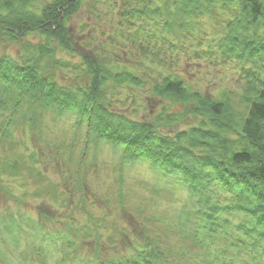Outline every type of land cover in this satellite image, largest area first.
Masks as SVG:
<instances>
[{"label":"trees","instance_id":"16d2710c","mask_svg":"<svg viewBox=\"0 0 264 264\" xmlns=\"http://www.w3.org/2000/svg\"><path fill=\"white\" fill-rule=\"evenodd\" d=\"M89 1L96 36L84 24L80 53L73 31ZM106 16L110 27L118 19L114 38L97 28ZM204 19L217 29L212 38L200 31ZM0 43L19 45L17 58L0 54V139L19 145L14 133L28 125L23 133L29 129L46 150L47 116L74 118L85 144L120 147L124 158L180 181L193 200L186 215L194 221L180 223L177 251L148 237L130 255L101 262L80 259L73 234L86 227L53 236L43 233L41 218L13 220L14 237H42L46 254L34 264H191L204 249L197 264H264V0H0ZM202 62L236 68L243 110L231 90L208 92L187 80L186 69ZM90 222L99 242L102 221ZM10 243L17 248L19 239ZM15 258L10 252L3 262L20 264Z\"/></svg>","mask_w":264,"mask_h":264},{"label":"rangeland","instance_id":"374dc122","mask_svg":"<svg viewBox=\"0 0 264 264\" xmlns=\"http://www.w3.org/2000/svg\"><path fill=\"white\" fill-rule=\"evenodd\" d=\"M102 10L103 13L106 11ZM95 13L91 1L85 3L75 25L77 30L74 27L80 53L85 50L84 44H81L88 37L87 31L82 29L84 24L91 26V37L94 39L96 36L93 31ZM108 21L109 17L106 16L104 22L98 21L100 24L97 28H102L108 35L110 33L108 37L114 38L115 34L112 33L118 19L114 20L116 22L112 27ZM200 31L212 38L217 29L209 19H204ZM29 38L35 41L33 36ZM0 54L17 58L19 45L0 43ZM128 57L125 49L124 58ZM188 61L196 64L194 60ZM238 75L234 66L221 63L211 66L202 62L200 68L186 69L187 80H192L208 92L222 94V89L234 92V101L239 108L240 97L236 94H242L243 82ZM240 110L243 108L240 107ZM54 119L55 116L50 114L46 126L42 124L41 147L49 143L46 150L40 148L29 129L23 133V128H29L28 125L20 124V131L14 133L19 145L11 139H0V238L6 241L1 244V249L6 248L1 256L2 264L7 263V260L3 262V256H10V252L22 264H34L35 260H39L37 256L40 253L46 254L45 246L40 244L42 237L37 236L34 240L29 231L14 237L13 230L7 229L13 220L23 222L27 217L41 218L44 222L38 223L43 233L50 232L53 236L59 232L69 234L70 226L74 229L86 227V234L80 231H76L77 235L73 234L80 248V259L86 262H101L106 254L130 255L136 247H142L148 237L162 245L167 240L177 251L181 246L177 234L180 223L186 222L187 215L190 216L187 213L194 209L190 193L181 182L172 177L165 178L159 170L145 162L125 159L122 149L113 144L95 139L85 144V132L78 130L74 118L64 116L56 121ZM177 128L182 130L187 127ZM229 137L233 141L238 139L235 134ZM41 153L43 157H39ZM52 184H59L60 192ZM4 188L11 194L7 195ZM38 193L41 198H38ZM69 195L75 201L72 204L65 199ZM93 218L102 221L101 231H98L99 242L95 235L90 236L89 227ZM193 221L194 218L187 219V222ZM14 239H19L17 248L10 243ZM27 242L34 244L29 247ZM210 250L214 252L215 247H210ZM55 251H59V248ZM196 255V262L191 264H197L200 255L206 256L205 249Z\"/></svg>","mask_w":264,"mask_h":264}]
</instances>
